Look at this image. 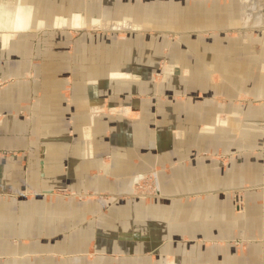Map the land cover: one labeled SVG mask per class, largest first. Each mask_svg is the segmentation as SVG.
<instances>
[{
	"label": "crops",
	"instance_id": "1",
	"mask_svg": "<svg viewBox=\"0 0 264 264\" xmlns=\"http://www.w3.org/2000/svg\"><path fill=\"white\" fill-rule=\"evenodd\" d=\"M32 1L0 9V264H264L253 0H67L60 46Z\"/></svg>",
	"mask_w": 264,
	"mask_h": 264
},
{
	"label": "rangeland",
	"instance_id": "2",
	"mask_svg": "<svg viewBox=\"0 0 264 264\" xmlns=\"http://www.w3.org/2000/svg\"><path fill=\"white\" fill-rule=\"evenodd\" d=\"M17 2H14V0H0V9L6 10V9H13L15 4ZM254 9L253 11H257L262 13V16L264 18V0H253L252 1ZM19 5V4H18ZM23 7L26 8L29 7V10L31 12L32 17V23L28 27V31L32 32L33 34L27 35V40L32 42H36L37 46H60V42L64 40V35H61L60 32H51L50 27L54 24V15H60V14H67L68 10L75 5V3L67 2V0H35L30 3L23 2L21 3ZM253 14V13H252ZM256 14V13H255ZM254 14V15H255ZM35 16V17H34ZM253 17L250 16V19ZM105 20V19H104ZM251 20H248L249 24L246 27L259 29L260 30V41L259 46H264V24L263 22L258 24L251 23ZM106 21H109L106 18ZM111 21H109L110 23ZM115 24V23H112ZM105 27V26H104ZM109 27V26H108ZM237 30H233V32H236ZM61 40V41H60ZM101 40V37H100ZM263 49V47H261ZM126 54L132 57H138L141 53L137 49H132V51H122L119 52V54ZM167 53L166 48L164 49V56H159L160 59H165V55ZM131 54V55H130ZM144 55V53H143ZM156 52L153 51V53L149 52L148 58H156ZM162 57V58H161ZM152 74L154 76V79L160 80L162 78V74L160 72L152 71ZM4 84V80H0V87ZM149 86V85H147ZM264 105V99L262 100ZM64 190V189H63ZM64 193L67 192L65 189L62 191ZM155 192V185L153 182V178L149 175L139 182H137L134 186V193L136 196H148L152 195ZM69 193V192H68ZM240 191L235 190L236 200L235 205L237 208L241 207V201L239 200ZM237 244V242H235Z\"/></svg>",
	"mask_w": 264,
	"mask_h": 264
},
{
	"label": "bare ground",
	"instance_id": "3",
	"mask_svg": "<svg viewBox=\"0 0 264 264\" xmlns=\"http://www.w3.org/2000/svg\"><path fill=\"white\" fill-rule=\"evenodd\" d=\"M250 3V2H249ZM248 3V7H247V12L246 13H244V15H243V21H244V23H247V21L248 20H251L250 18H249V15H250V13H252V12H255L256 13V15L252 18L253 20H251V23H252V25L253 24H258V23H260V22H262L261 20H262V18H261V13L260 12H257V11H253L254 9H252L251 8V6H253V4H252V2L249 4ZM250 8V9H249ZM27 10V8L25 7V8H22L21 7V11H26ZM22 24V19L20 20V25ZM251 25V24H250Z\"/></svg>",
	"mask_w": 264,
	"mask_h": 264
}]
</instances>
